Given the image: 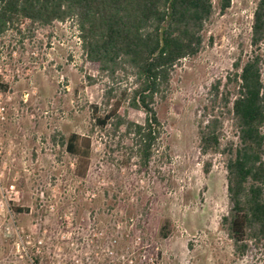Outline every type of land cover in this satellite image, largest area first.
<instances>
[{
	"label": "rangeland",
	"instance_id": "1",
	"mask_svg": "<svg viewBox=\"0 0 264 264\" xmlns=\"http://www.w3.org/2000/svg\"><path fill=\"white\" fill-rule=\"evenodd\" d=\"M255 4L232 0L224 14L216 10L201 51L176 68L169 97L156 104L161 144L147 169L123 164L126 150L91 132L89 105L100 104L103 86L86 78L97 69L84 60L72 21L24 39L0 36V264H264V245L234 254L220 223L224 158L201 154L197 133L210 84L241 46L249 53ZM127 112L144 122L142 110ZM71 132L91 137L84 178L53 141ZM224 132L234 138L229 121Z\"/></svg>",
	"mask_w": 264,
	"mask_h": 264
},
{
	"label": "trees",
	"instance_id": "2",
	"mask_svg": "<svg viewBox=\"0 0 264 264\" xmlns=\"http://www.w3.org/2000/svg\"><path fill=\"white\" fill-rule=\"evenodd\" d=\"M232 0H0V36L22 39L37 27L72 21L84 60L102 82L100 104H91L92 130H99L147 169L161 144L162 123L156 104L171 92L172 77L184 59L203 48L204 31L215 11L224 14ZM264 0H256L249 36L224 78L209 87L198 124L201 154L219 153L226 171L227 211L221 226L234 254L264 245ZM128 108L145 113L143 123ZM229 121L234 138L225 139ZM53 141L75 158L74 175L84 178L92 153L91 137L71 132ZM107 146H110L107 143ZM208 171V164L205 167ZM27 211L15 207L16 212Z\"/></svg>",
	"mask_w": 264,
	"mask_h": 264
}]
</instances>
